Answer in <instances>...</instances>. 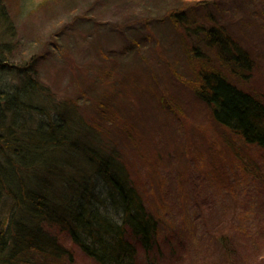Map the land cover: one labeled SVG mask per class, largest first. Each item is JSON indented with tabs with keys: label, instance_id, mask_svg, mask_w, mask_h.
I'll return each mask as SVG.
<instances>
[{
	"label": "rangeland",
	"instance_id": "374dc122",
	"mask_svg": "<svg viewBox=\"0 0 264 264\" xmlns=\"http://www.w3.org/2000/svg\"><path fill=\"white\" fill-rule=\"evenodd\" d=\"M177 2L4 0L12 27L0 35L127 163L159 224L148 253L132 238L138 264H264V149L217 124L197 96L184 30L168 19ZM218 8L213 18L231 24L254 65L243 78L215 52L211 61L264 102V0ZM46 229L67 251L49 264H99L66 230Z\"/></svg>",
	"mask_w": 264,
	"mask_h": 264
},
{
	"label": "trees",
	"instance_id": "16d2710c",
	"mask_svg": "<svg viewBox=\"0 0 264 264\" xmlns=\"http://www.w3.org/2000/svg\"><path fill=\"white\" fill-rule=\"evenodd\" d=\"M220 1L178 0L168 19L184 30L191 83L214 121L247 145L264 149V102L216 65H228L243 78L254 65L231 24L213 18L210 9H219ZM3 3L5 27L0 23V28L10 29ZM9 35H0V264H49L61 258L67 251L46 229L51 225L69 232L99 264H138L132 238L138 237L148 253L159 224L127 163L99 141L76 103L54 100L26 61L12 59L15 40Z\"/></svg>",
	"mask_w": 264,
	"mask_h": 264
},
{
	"label": "bare ground",
	"instance_id": "6f19581e",
	"mask_svg": "<svg viewBox=\"0 0 264 264\" xmlns=\"http://www.w3.org/2000/svg\"><path fill=\"white\" fill-rule=\"evenodd\" d=\"M224 12V11H223ZM232 131V130H231ZM147 209L150 211V209H149V207L147 206ZM151 212V211H150ZM152 214V213H151ZM90 257V256H89ZM91 258V257H90ZM91 259H93V258H91ZM94 260V259H93Z\"/></svg>",
	"mask_w": 264,
	"mask_h": 264
}]
</instances>
